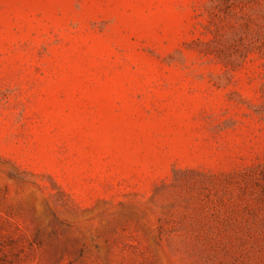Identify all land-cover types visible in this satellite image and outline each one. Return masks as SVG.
<instances>
[{
    "label": "rangeland",
    "instance_id": "rangeland-1",
    "mask_svg": "<svg viewBox=\"0 0 264 264\" xmlns=\"http://www.w3.org/2000/svg\"><path fill=\"white\" fill-rule=\"evenodd\" d=\"M0 264H264V0H0Z\"/></svg>",
    "mask_w": 264,
    "mask_h": 264
}]
</instances>
